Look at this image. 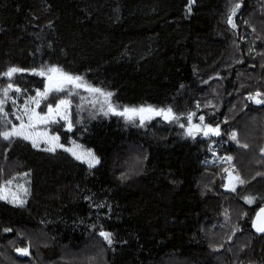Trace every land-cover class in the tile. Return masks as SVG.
Wrapping results in <instances>:
<instances>
[{
  "label": "trees",
  "instance_id": "obj_1",
  "mask_svg": "<svg viewBox=\"0 0 264 264\" xmlns=\"http://www.w3.org/2000/svg\"><path fill=\"white\" fill-rule=\"evenodd\" d=\"M231 1L196 0L189 14L188 0H0V72L10 65L57 63L114 91L121 104H170L219 123L222 132L192 140L159 118L145 129L115 116L83 114L89 132L82 138L80 126L61 132V143L70 136L95 150L102 163L93 175L60 149L52 154L27 141L9 145L0 139V182L25 172L31 180L23 208L0 201V264H264V237L251 225L259 200L249 205L241 199L247 192L264 196L263 168H237L247 183L232 193L212 163L215 155L253 153L264 165V142L256 140L264 131V105L245 103L255 129L243 124L242 107L231 118L228 113L237 96L264 92V58L257 54L264 51V0H242L236 30L226 23ZM15 80L31 91L41 78L25 73ZM215 85L226 94V105L208 113L204 100ZM225 118L245 128V135L253 133V141L245 140L248 148L229 141ZM123 172L131 174L126 183L118 179ZM88 190L112 205L111 219H97L98 211L101 217L106 212L89 207ZM93 223L113 232L111 248ZM219 225L223 247L214 251L210 232ZM236 226L240 231L232 235ZM5 227L13 231L5 233ZM40 233L43 242L27 241ZM29 243V256L15 251ZM92 244L99 251L89 249L91 256H63Z\"/></svg>",
  "mask_w": 264,
  "mask_h": 264
},
{
  "label": "snow or ice",
  "instance_id": "obj_2",
  "mask_svg": "<svg viewBox=\"0 0 264 264\" xmlns=\"http://www.w3.org/2000/svg\"><path fill=\"white\" fill-rule=\"evenodd\" d=\"M196 0H188L187 12H192V6ZM244 7L242 0H236L231 7L226 17V23L236 30L238 25L235 22L237 12ZM51 27V25H49ZM253 31L255 29L253 28ZM255 51L254 47L249 49V55ZM264 58V51L257 53ZM254 58V57H253ZM238 63H243V60L237 58ZM255 65H253L254 67ZM264 67V65H261ZM27 73L33 77H40V86L28 90L27 86H22L15 82V77L19 74L23 79ZM4 79V83L0 84V139L7 142L9 145L16 140L27 141L32 148L39 151L55 154L58 149L71 155L76 161L86 166L87 174L93 175L94 170H98L102 163L101 157L95 150L86 148L83 144L77 142L70 136H65V142L61 143V132L73 133L77 126L80 130L77 136L82 138L84 134L89 132L88 125L85 123L82 113L87 110L89 119H95L99 116L110 118L115 116L122 120L124 124L135 128H147L153 121L157 123H167L179 127L183 130L182 135L185 138L195 140L197 136L207 138L210 136L220 137L222 135L220 124L206 123L205 116L199 115L197 112L187 111L179 112L172 105H127L121 104L116 93L106 87L93 84L87 78L86 74H79L66 70L63 66L57 63L41 62L38 66L24 68L20 66H8L6 70L0 72V79ZM207 83V81H205ZM183 88V85L180 86ZM73 97L76 98V120H73ZM245 99L248 102L256 105H264V92L255 91L249 93ZM9 103L11 108L8 107ZM207 107L215 108L216 105L209 101ZM201 105L196 104L197 110ZM247 107V104H245ZM194 117L198 122L194 123ZM18 122V123H17ZM227 118L224 123H227ZM56 129L55 131L53 129ZM228 138L238 144L241 148H248V144L241 143L238 139L236 131L225 130ZM261 155L264 156V148L260 149ZM215 155V152H213ZM147 159V155H144ZM232 156L217 157L213 163L223 165L221 171L224 173L226 183L222 186L236 193L237 188L243 186L247 181L236 173L235 166L232 164ZM261 175L262 173H257ZM24 177H29L30 172L23 173ZM118 179L121 183H126L131 179L130 172H123ZM172 183H180L171 181ZM31 180L26 179L25 183H20L17 177L3 179L0 182V201L12 204L23 208L27 204V197L31 195L30 185ZM96 193L88 190V194L84 199L89 202V207L95 209H103L106 212V217H101L99 211L96 213L98 220L105 218L111 219L113 207L106 199H95ZM241 199L246 204L252 205L259 200L260 206L254 211V217L251 219L252 228L256 233L264 237V196L257 197L251 192L245 193ZM227 215V214H226ZM242 215H247L246 212ZM42 223H44L42 221ZM93 231H97L98 235L103 238L109 248L115 243L113 232L106 230L103 223H93L90 225ZM5 233L12 232L10 227L3 228ZM240 231L236 226L233 229L232 235ZM231 236L229 237V242ZM127 243V241H124ZM31 244L24 247H17L15 251L21 256L30 255ZM219 247H223L220 245ZM219 247L213 246L214 251H219ZM231 251V248L228 249Z\"/></svg>",
  "mask_w": 264,
  "mask_h": 264
},
{
  "label": "rangeland",
  "instance_id": "obj_3",
  "mask_svg": "<svg viewBox=\"0 0 264 264\" xmlns=\"http://www.w3.org/2000/svg\"><path fill=\"white\" fill-rule=\"evenodd\" d=\"M232 2V4H233V1H231ZM236 2V1H235ZM236 19V18H235ZM234 49H235V45H234V48H233V50H232V54H233V51H234ZM232 54L230 55V58H231V56H232ZM19 75V74H18ZM40 78V77H39ZM4 79H6V78H3V79H0V84H3L4 83ZM15 82H16V80H15ZM17 83V82H16ZM222 89H221V86H218V85H215V86H213L212 87V89H211V91L208 93V96H207V98L204 100L205 101V106H206V104L209 102V101H211V103L212 104H214V105H216V107L215 108H212V107H207L206 106V111L208 112V113H218V112H220V111H222L223 109H224V107H225V105H226V102H225V98H224V96L226 97V94L223 92V91H221ZM254 91H257V90H254ZM246 95L247 94H245V95H239V97L237 96V101L234 103V104H230V110L228 111V113H229V116H230V118L233 116V113H236V111L237 110H235V107H237L238 106V109H240V107H242L243 109H241L240 111L241 112H243L244 113V115H246L245 117H246V120H244V122H243V124L244 125H246V123H249V127H250V129L252 128V129H255L254 128V121L252 120V119H250L249 118V114L247 113L248 111H247V108L245 107V103H246V99H245V97H246ZM218 97V98H217ZM229 97V96H228ZM8 107L9 108H11V104L9 103V105H8ZM75 109H76V98L75 97H73V118L76 116V112H75ZM210 111V112H209ZM83 114H85L86 116L87 115H89L88 114V111L87 110H85L83 113H82V115ZM248 117V118H247ZM158 119V118H157ZM249 119V120H248ZM196 121H197V119L194 117V119H193V122L194 123H196ZM255 122H256V120H255ZM18 123V122H17ZM225 125H226V129L227 130H229V131H236L237 132V134H238V139L240 140V142L241 143H246L245 142V140H250V141H253V133H252V135L251 136H248V135H245V132H246V130H245V128H242V129H237L236 128V122H234V121H232V120H229V122H227V123H225ZM239 126H241L240 124H239ZM238 126V127H239ZM264 127V120L262 121V128ZM55 129V128H54ZM263 130V129H262ZM257 131V130H256ZM227 136H228V134H227ZM211 137H216V136H210L209 138H211ZM256 140H260V141H262L263 140V142H264V131H262L261 133H257V139ZM229 141L230 142H233V141H231L230 139H229ZM235 143V142H234ZM263 148H264V146H263ZM216 154V153H215ZM241 155V156H240ZM254 154L253 153H250V155H248V154H243V153H238V155L236 154V155H223V156H232L233 157V160H232V164L235 166V170H236V173L237 174H239V171L237 170V168H241L242 169V167H243V169L245 170V172H248V171H250L251 169H254L253 167H255V166H260L261 168H263V171H264V165H263V162H260L259 160H257V161H255V159H254V157L255 156H253ZM217 157H222V155H220V156H218V155H215L214 156V158H213V160H212V163H213V161L214 160H216L217 159ZM245 157L247 158V159H245ZM140 162V160H138V159H136L135 160V163H139ZM214 164V163H213ZM215 165H218V166H220V169H222V167H223V165H221V164H219L218 162L217 163H215ZM212 166V165H211ZM132 167H134L135 168V170H138L139 168L137 167V166H135V164L133 163V165H132ZM242 169V170H243ZM243 170V171H244ZM221 173V176H222V182L223 183H226V180L224 179V173H222V171L220 172ZM26 179H30V177H24L23 176V174L22 175H19V176H17V180L20 182V183H25V180ZM26 186H28V187H30V185H26ZM27 199H28V197H27ZM234 223V222H233ZM233 225H235V224H233ZM220 228H222V227H220V225L219 226H217L216 228H213L212 230H211V232H210V234H212L211 235V237L213 236V239H214V241H213V246H216V247H219V244H218V242L220 241V239L221 238H223L224 237V234H223V231H222V229H220ZM220 231V232H219ZM33 236H31V235H29L28 236V238H26L27 239V241L28 242H32L33 241V239L34 240H41L42 242H43V240H46V238H45V236L43 235V233L41 234L40 233V235H37V238H32ZM43 244H46V243H43ZM40 245H42V244H39V246ZM95 247V249H92V250H95V252L97 251V247H96V245L95 244H92V246H87V247H84L82 250H80V251H77V252H75V253H70V252H67V253H64L63 254V256H68L69 258H76V257H79V258H81V257H85V255L87 254H89V256H91L90 255V253H88L89 252V249H91V248H94ZM220 248V247H219ZM98 251H99V249H98ZM4 256L6 255L7 256V253L6 252H3L2 253ZM94 255V254H93ZM5 256V257H6Z\"/></svg>",
  "mask_w": 264,
  "mask_h": 264
},
{
  "label": "water",
  "instance_id": "obj_4",
  "mask_svg": "<svg viewBox=\"0 0 264 264\" xmlns=\"http://www.w3.org/2000/svg\"><path fill=\"white\" fill-rule=\"evenodd\" d=\"M207 138H209V137H207ZM254 230V229H253ZM254 232H255V230H254ZM256 233V232H255ZM257 235H260V234H258V233H256Z\"/></svg>",
  "mask_w": 264,
  "mask_h": 264
}]
</instances>
